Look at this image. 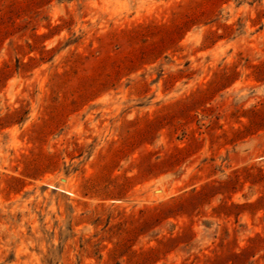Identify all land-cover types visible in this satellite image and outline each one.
Returning a JSON list of instances; mask_svg holds the SVG:
<instances>
[{
	"label": "rangeland",
	"instance_id": "obj_1",
	"mask_svg": "<svg viewBox=\"0 0 264 264\" xmlns=\"http://www.w3.org/2000/svg\"><path fill=\"white\" fill-rule=\"evenodd\" d=\"M0 264H264V0H0Z\"/></svg>",
	"mask_w": 264,
	"mask_h": 264
}]
</instances>
